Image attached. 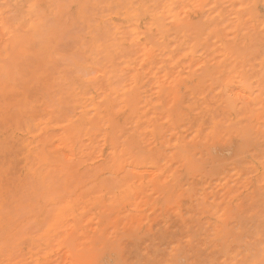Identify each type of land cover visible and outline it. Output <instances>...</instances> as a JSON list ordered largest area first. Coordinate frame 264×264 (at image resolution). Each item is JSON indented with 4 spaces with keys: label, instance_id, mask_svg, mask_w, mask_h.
Here are the masks:
<instances>
[{
    "label": "bare ground",
    "instance_id": "1",
    "mask_svg": "<svg viewBox=\"0 0 264 264\" xmlns=\"http://www.w3.org/2000/svg\"><path fill=\"white\" fill-rule=\"evenodd\" d=\"M184 1L28 0L27 4L25 0V10H0V157L14 169L11 185H0V263L45 264L60 246L66 249L65 264H95L106 252V259H123L128 264L264 261V56L255 90L244 66L247 53L240 49L243 39V48L254 44L253 37L247 38L250 33L238 28L245 14H226L232 18L229 22L218 11L222 22L209 24L212 31L219 36L220 30L233 26L236 43L220 36L218 46H203L204 52L196 58L199 36L196 40L186 35L190 24L180 22L176 30L166 33L168 21H180L178 3L184 5ZM238 1L240 11L248 9L264 31V14L251 8L250 0ZM251 1L264 5V0ZM185 6V10L191 7ZM68 40L76 41L73 47ZM259 43L264 45L262 40ZM179 47L203 62L206 52L220 50L219 57L234 74L224 79L237 81L238 93L250 100H243L246 108L235 111L238 95L234 92L229 93L230 103L223 101V93L222 99L215 100L223 101L231 113L227 118L208 105L209 93L176 96L167 104L168 92L158 79L157 101L162 108L148 118L144 108L151 103L144 78L121 69L120 64L143 66L140 61L144 60L149 63L146 72L157 78L156 68L165 61H177L174 52ZM60 49L66 52L58 55ZM213 71L207 68L204 74L215 78ZM163 74L165 79L172 78L164 70ZM121 112L126 118L118 122L115 115ZM161 116L174 130L188 125L191 137L205 134L208 143L228 133L220 126L225 123L239 142L225 159L214 157L217 152L211 150L197 169L194 151L181 134L176 135L170 139L175 152L169 157L180 162L178 166L165 159V167L151 164L147 173L138 171L136 166L153 161L156 153L142 149L145 144L137 128L144 125L145 130L154 131L157 127L151 120ZM84 139L89 141L86 151L81 146ZM126 144L139 151H126ZM107 145L110 152L105 161L82 174L81 166ZM120 152L123 155L113 163L114 153ZM129 162L135 166L131 171L126 167ZM37 183L47 190L33 199L29 188ZM214 183L222 185V191H214ZM251 184L254 187L243 192ZM155 193L157 197L150 201ZM145 201L162 214L164 226L146 232L137 222L144 215ZM173 213L179 218L173 220ZM128 224L131 230L124 231ZM110 234L118 249L115 255L104 246Z\"/></svg>",
    "mask_w": 264,
    "mask_h": 264
},
{
    "label": "rangeland",
    "instance_id": "2",
    "mask_svg": "<svg viewBox=\"0 0 264 264\" xmlns=\"http://www.w3.org/2000/svg\"><path fill=\"white\" fill-rule=\"evenodd\" d=\"M189 1H190V3H188ZM22 2H23V4H22ZM26 2L28 4V0H26ZM26 2H25V0H22V1L21 0H0V10L1 11L4 10L5 12H7V11L8 12H14V10H15V12H18L19 10H25V7L27 8V6H25ZM185 3H187V4H185ZM178 4L180 5L178 8V12L180 14L181 19L178 22L168 21L167 26H166L168 31L166 33L168 34V33L173 32V30H176L175 28L178 26V24L180 22H184L185 24L186 23L190 24L189 28L187 29L186 35H189V37L192 36L191 38L195 37L196 40L198 39V36H199L198 46H199L200 50L197 52L196 58H199L201 56V54L204 52L205 49L203 48V46H205L206 48L218 46L219 42H217L216 40H217V38H220V36L223 38V40H225L227 42L229 41V44L236 43L233 38L236 36L237 33L235 31L236 29L233 26L229 27L228 30H226V31L220 30L219 36H216V33L212 31L213 26L209 25V24H212L213 22L221 24V22H222V20H221L222 18L220 15H218V11L221 12L223 14V16H225V17H226V14L231 16V17H235V15H237L238 13H244L245 14L244 20H242V23L239 24L238 28H239V30L241 29L240 31L243 33L249 32L251 34V35L248 34L247 38H249V37L254 38V40H253L254 46L252 45L249 48H243V41H244V39H243V41L241 42L240 49L242 52L244 51L247 53V57L245 58V59H247V61L244 63V66H245L247 74L250 76L249 82L251 81V86L253 87V89L255 88V90H257V88L259 87L257 79L260 77V75L262 77V73H261V69H262L261 62H262V60L261 59H262V56H264V45L261 46L262 43H259L262 40V37L259 34H261L263 30L261 29L260 25L258 24L256 17H251V15L248 13V9L244 12H241L240 7H239L240 3L238 0L237 1L236 0H185L184 5L191 6V7L188 6L189 8H186V10L184 9L183 2H181V3L179 2ZM249 5L251 8H254V10L257 13L264 14L263 1H258V2H256V4H254V2L250 0ZM17 6H18V8H17ZM224 7H225V9H224ZM257 7H259V8H257ZM15 8L17 9V11ZM184 11H186V12L184 13ZM208 14H211L210 17H207ZM229 16H227V17L230 19L229 20V22H230L232 18H230ZM227 17H226V19H227ZM208 19H210V20H208ZM225 23H226V21H225ZM232 23L234 25V21H232ZM199 24H201V31L198 30V27H200ZM143 28L146 29V26H144ZM152 28L156 30L155 26H152L151 29ZM202 31H203V34H202ZM71 34H72V32L71 33L69 32V34H67V35H69V37H70ZM173 36H174V33L172 35H167L168 38L173 37ZM68 41H72V40H68ZM255 41H256V43H255ZM74 42L76 43V41H72L70 43L73 44ZM72 44H71L70 48L74 46V44L73 45ZM258 46L260 48H258ZM66 47L69 49L68 45ZM62 49H63V47H62ZM72 49H74V48H72ZM65 52L66 51H63L61 49L56 51V53L58 55H59V53H65ZM174 53L177 57V61H173V62H166L165 61L159 67H157L156 68V70L158 72V73H156L157 78H155V76H152V74H148L146 72V71H148L149 63L147 64V62L144 60L140 61V63L143 62V66H141L139 64H133L131 66H126L123 63L120 64L121 69L126 70V68H127V71L133 70L134 72L139 74L142 78H144V83L146 85V88L148 87L147 90L149 91V94H150L149 95L150 97L149 96L147 97L150 100L148 102L151 103L150 105L147 104L144 108V109H147V111H146L147 117L148 118L152 117L154 114L153 113L154 110L160 111L162 108L161 107L162 104L158 103V101H157V94H158L157 92L159 89L158 85H157L158 79H159V83L163 87V90H166L168 92L167 94L164 93V94H166L165 96L168 95V97L164 96V100H165L164 102L165 103H167V104L173 103L176 96L190 98L191 94L194 92L196 94L209 93L207 96V98H208L207 100L209 102L208 105L213 109H219L218 112H219V114L221 113L220 117L227 118V117L231 116V113L228 112L227 108L223 104H221L222 100L221 101L219 100V103L217 101H215L217 98L222 99V91L220 88L216 87V85L225 81L224 78L228 77V75L229 76L234 75L233 73L232 74L230 73L229 64L223 62L222 58L219 57L221 54L220 50H216V51H213L211 53L208 52L209 54H207V52H206L203 55V56H206V58L204 60L206 63L203 62L202 60H200L201 62L199 60H194V58L191 54H185L184 50L180 51V47L177 48ZM259 55H261V56H259ZM143 57L144 56H140V58L139 57L138 58L140 60L141 58L143 59ZM60 60H66V59L62 58ZM118 60H120V59H118ZM198 63H200V64H198ZM221 64H222V66H221ZM256 66H258V67H256ZM218 67H221V69H219ZM187 68H189V69H187ZM207 68L214 70L213 73H215L214 75H216L215 78H210L209 76H211V75L204 74V72H206ZM249 68H251V69H249ZM223 69H225V70H223ZM163 70L165 72L169 73L170 76H172V78L165 79L164 74H163ZM223 72H224V74H223ZM220 76H221V79H220ZM202 77H205L203 82H201ZM236 82H237L236 80L231 82L233 87H232V90L230 93V94H232L234 92L235 95L236 94L238 95V96H236L237 99L235 100L237 103L236 104L237 109L235 111L243 110L246 108V105L243 104V103H245L243 100L250 101L248 98L246 99V97H244L240 92L238 93L239 90L237 91L238 87H236L237 86ZM149 87H150V89H149ZM133 91H137V90L135 89ZM239 95H241V97ZM144 103H145V101H144ZM157 104H159V105H157ZM222 107H223V109H222L223 111L221 110ZM240 114L241 113H238V119L240 118L239 120H241V121L243 120V122H245L246 120L244 118H242L243 115L242 114L240 115ZM115 117L118 120V122H122L123 120H125L126 114L122 113V112L117 113L115 115ZM151 122L153 125H155L157 127V128H155V126H154V128H155L154 131L151 128L145 130V128L143 127L144 125L138 126L137 129H139V131L142 134V137H143L142 144H145V145H142V149L144 151H147V152L149 151L152 153H156V155H154V160L155 159L156 160L155 161L153 160L147 164L141 163L138 165V167L136 166V168H137L136 170L142 169L141 171H146V169L151 164H156L157 166L159 165V167H165L166 161H168L169 164L171 163L174 166H178V164H180V162H177L176 160H174L173 157H169V156H172L175 152L173 142L170 141V139H174L176 135L181 134L182 138H183L184 142L187 144L188 148H192V150L194 151L193 154H191V155L194 159H196L195 166H196L197 162H201V164H203L202 163L203 160H205L206 156L209 155V152L211 150L213 151V153L217 152L216 154H214L215 155L214 157L225 159V158H227V154L229 157L231 155L234 147L239 142V138H238L239 136H237L235 134V131L233 130V128H229L230 126H228V124L226 126L225 123H224V126H223V124H221L220 126L223 129H226L228 131V133L223 132L220 135H217L216 137L210 138L211 140L208 143L207 139L203 137L205 134H201L200 137H191L192 135L189 133L190 128L188 125L187 126L183 125V127L181 126L180 129L174 130V129H172V126H170L169 123L166 122V119L163 118L162 116L157 120H154V121L151 120ZM184 122H186V121H184ZM236 124L239 125L242 123L238 122ZM189 137H190V139H189ZM217 138H218V140H217ZM162 143L164 144V146H162ZM88 145H89V141L87 139H84L81 141V146L85 151L88 150L87 148H85V147H88ZM101 147H103L102 148L103 152H98L96 154H93L92 155L93 157H89V160L87 161L88 164L85 163L81 166L82 170L80 172H82V174H85V172H87V174L91 173L96 167H99L105 161L103 159H105V156L108 155V153L110 152V149H109L108 145L107 146H101ZM224 149H226V150H224ZM150 150H152V151H150ZM225 151H227V152H225ZM195 154H196V156H194ZM165 159H166V161H164ZM6 160L7 159L3 158V156L0 157V173L2 172L0 174V178H1L0 179V185L3 187H9L11 185L10 182L14 181V178H13L14 177V172H13L14 169L13 168L11 169V167L5 163ZM6 165L8 166V168ZM89 165H90V167H89ZM87 166H88V168H90V170L91 169H93V170H91V171L89 170L90 172L87 171L88 170ZM127 166L129 167V169ZM85 167H86V169H84ZM126 167H127V170H130V171H131V168H133V167L135 168L133 163H130V162H129V164L126 165ZM12 172H13V174H12ZM147 172L148 171H146V173ZM252 183L255 184V180H253ZM214 184H215V187L213 188L214 191H218V192L222 191V189H223L222 185L216 186V183H214ZM251 187H254V186L251 184L249 187H245L243 192L249 190V188L251 189ZM207 191L209 192V194L211 193V189H209ZM156 194L158 195V193H155L154 195H152L150 197V201L155 200V198L157 197ZM143 207L145 208L143 211L144 215L142 217H138L137 220H139V221H137V222H139L140 225H143V228L146 232L149 231L148 229L153 228L156 230L157 228L164 226L165 221H164L162 214L158 210L156 211L154 209V207L152 206V204H150V203L146 204V201H145V202H143ZM170 215L173 216L175 214L173 213ZM149 217H150V219H149ZM176 218H179V217L173 216L172 219L174 220ZM149 220H150V222H149ZM93 225L95 226V224L88 226V231L90 232V234L94 233L93 232L94 231ZM130 227H131L130 224L126 225L124 227V231L129 230ZM58 248H59V250H58ZM58 248L56 247L57 250L55 249L52 252V254L45 260V264H57V263L58 264H65V261L67 259V255H66L67 253L65 252L66 249L64 250V248H65L64 246H62V248H61V246ZM64 254H65V258H64ZM62 260H64V261H62ZM6 263L7 262H4V263L1 262L0 264H6Z\"/></svg>",
    "mask_w": 264,
    "mask_h": 264
},
{
    "label": "snow or ice",
    "instance_id": "3",
    "mask_svg": "<svg viewBox=\"0 0 264 264\" xmlns=\"http://www.w3.org/2000/svg\"><path fill=\"white\" fill-rule=\"evenodd\" d=\"M81 7L86 8L87 5H82ZM242 7H246V5H242ZM261 37H262V41H264V31H262ZM216 87L220 88L222 93L224 94L223 101H227L230 103L232 98L230 97L229 93L231 92L232 87H233L231 81H223L222 83L217 84ZM209 131H211V129H209ZM124 149L126 151H131V152H138L139 151L137 146L128 145V144H126L124 146ZM122 155H123V152H120L118 154L114 153V156L116 157V159L113 160V163H115L120 158V156H122ZM196 167H197V169H201L203 167V165L201 164V162H197ZM46 190L47 189H46L45 185L37 183L34 187L29 188V195L31 198L35 199V198H38L39 196H41ZM104 246H105L106 250L111 248L113 255H115L116 251H118V249L115 247L114 235L110 234L107 237H105ZM106 254H107V252L105 253V255ZM105 255H101V257L95 261V264H128V262L123 260V259L113 258L111 260H108L105 258ZM136 264H144V262L143 261H137ZM173 264H175V262H173ZM261 264H264V261H261Z\"/></svg>",
    "mask_w": 264,
    "mask_h": 264
}]
</instances>
